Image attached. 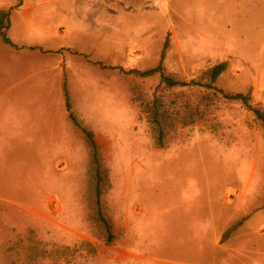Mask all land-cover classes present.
Returning a JSON list of instances; mask_svg holds the SVG:
<instances>
[{
  "label": "rangeland",
  "instance_id": "1",
  "mask_svg": "<svg viewBox=\"0 0 264 264\" xmlns=\"http://www.w3.org/2000/svg\"><path fill=\"white\" fill-rule=\"evenodd\" d=\"M36 2L74 121L59 70L24 82L42 65L0 44V264H264V0H0V35ZM22 89L57 103L52 145L2 112Z\"/></svg>",
  "mask_w": 264,
  "mask_h": 264
},
{
  "label": "crops",
  "instance_id": "2",
  "mask_svg": "<svg viewBox=\"0 0 264 264\" xmlns=\"http://www.w3.org/2000/svg\"><path fill=\"white\" fill-rule=\"evenodd\" d=\"M44 3H26L20 8H16L11 12L8 27L6 29V37L9 39L11 44H6L3 42L2 39H0V44L5 47H14L15 52L13 54L19 55V60L23 63V60L28 62V64H40L39 68L33 72L32 75L25 74L24 69H18L17 72L21 74L25 78L24 82L32 81L35 84L40 83H46L48 80V76L52 74V72H55L56 69L59 70V75H62L64 78V81H59L58 84V92L62 96L61 106L63 107L61 111V118L64 120L63 125H65V122L69 123L72 120L70 118L71 115V106L69 103V100L67 99V102L69 104V111L66 109V99H65V91H67L68 98L70 96V77L69 75V69H72L75 67V64L73 60H69V62H65L64 56L58 54L59 50H62L61 47H54L50 48L47 44H50V41L54 40L57 41L59 39H62L55 34H51V29H48L46 26L51 25L50 22L45 21L42 18L41 13L37 11L38 8L42 7ZM83 13L81 11L77 15V18L85 21L83 18ZM16 19V22H15ZM88 21V20H87ZM16 24L20 27H24L28 30H32L34 37L36 38L34 41L30 42H17L16 39H14L15 34V26ZM48 29V34H46L44 29ZM42 34L43 36L38 39V36ZM46 34V35H45ZM64 35H62L63 37ZM75 50V51H74ZM80 51V50H77ZM69 58L77 59L81 55V52H78L76 56L73 54L76 52V48H70L69 50ZM34 55V56H32ZM32 56V57H31ZM55 57L60 58L61 60L55 59ZM53 58V59H52ZM57 58V59H58ZM104 59V58H103ZM102 59V60H103ZM94 60H89L90 65L87 67L94 68L97 70H100L99 66V58H95ZM84 63V62H83ZM25 64V63H23ZM86 64V63H85ZM52 65L54 66L52 68ZM5 99V98H4ZM56 106L51 104L45 99H41L40 96H37L36 90L32 92V90L22 89L15 95L12 103L11 100L8 101L7 99L4 100L2 104V112L5 114L10 112V110L13 109V112H11V115L16 114L17 117H23L26 120H29L32 125L41 123V120L44 121L43 126L36 127V126H30L32 130H28L27 138H24V140H30L31 144L33 145L34 139L38 140H46L45 142L51 143V137L53 136L54 139L56 137V127H57V120L56 116L58 114L57 111V103L55 102ZM73 117V116H72ZM71 127V126H70ZM45 132V134H43ZM33 138V139H32ZM66 139V138H64ZM70 139V138H69ZM35 141V140H34ZM54 147H56V141L54 140ZM57 149V148H56ZM40 153V152H39ZM57 153V151L54 153V155ZM49 155L51 154V151L49 152H41L39 155ZM50 156V155H49ZM47 159V158H46ZM49 160V159H48Z\"/></svg>",
  "mask_w": 264,
  "mask_h": 264
},
{
  "label": "trees",
  "instance_id": "3",
  "mask_svg": "<svg viewBox=\"0 0 264 264\" xmlns=\"http://www.w3.org/2000/svg\"><path fill=\"white\" fill-rule=\"evenodd\" d=\"M1 38H2L3 42H5L6 44H11L10 41H9V39L6 37L5 34H3L1 36ZM224 70H225V65L224 64H219V65L214 66L213 69L211 70V78H210L211 79V83L215 82V80L221 75V73ZM154 73H160V80H161V82H163L164 84H166L170 88L179 85L178 82H175V81L171 80L170 78H168V77L164 76L163 74H161V65H158L156 68L151 69L150 71L145 72L146 75H152ZM180 85H183V84L180 83ZM206 87H208V88H214V87L211 86V84L206 85ZM223 97L226 98V99H229V100H237V101H240L244 106H247V107L249 106V102L247 100V96H245L243 94H240V93H238V94H231V95L223 94ZM66 109L68 111L70 109L69 108V104L67 102V99H66ZM251 111L253 112L255 118L257 120H259L262 124H264V115L259 110H256V109H252L251 108ZM70 118L73 120L72 115H70ZM87 136H88V134H87ZM107 230H109V229H107Z\"/></svg>",
  "mask_w": 264,
  "mask_h": 264
}]
</instances>
